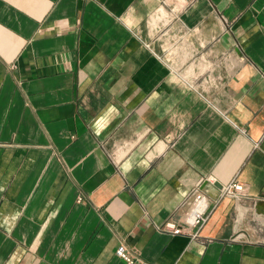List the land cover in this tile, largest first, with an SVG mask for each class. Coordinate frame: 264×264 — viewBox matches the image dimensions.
Here are the masks:
<instances>
[{
  "label": "crops",
  "instance_id": "1",
  "mask_svg": "<svg viewBox=\"0 0 264 264\" xmlns=\"http://www.w3.org/2000/svg\"><path fill=\"white\" fill-rule=\"evenodd\" d=\"M257 201L264 0H0V264H264Z\"/></svg>",
  "mask_w": 264,
  "mask_h": 264
},
{
  "label": "built area",
  "instance_id": "2",
  "mask_svg": "<svg viewBox=\"0 0 264 264\" xmlns=\"http://www.w3.org/2000/svg\"><path fill=\"white\" fill-rule=\"evenodd\" d=\"M202 181L198 183L192 192L185 199L187 204V211L185 212L182 220L175 224L167 221L162 228H166L173 234H185L191 238H197L200 230L205 226L208 221L215 202L212 204L210 198L201 188ZM244 183L240 179H234L232 182L224 185L221 189V198L224 196H232L235 199H243L244 194ZM117 254L121 256L127 264H139L140 262L132 256L128 251L127 247L121 245L117 249Z\"/></svg>",
  "mask_w": 264,
  "mask_h": 264
},
{
  "label": "water",
  "instance_id": "3",
  "mask_svg": "<svg viewBox=\"0 0 264 264\" xmlns=\"http://www.w3.org/2000/svg\"><path fill=\"white\" fill-rule=\"evenodd\" d=\"M255 207L256 209L260 212V213H263L264 214V201H257L255 203Z\"/></svg>",
  "mask_w": 264,
  "mask_h": 264
},
{
  "label": "rangeland",
  "instance_id": "4",
  "mask_svg": "<svg viewBox=\"0 0 264 264\" xmlns=\"http://www.w3.org/2000/svg\"><path fill=\"white\" fill-rule=\"evenodd\" d=\"M262 217V216H261ZM262 221L257 220V224H259V226L262 228V232H264V224L261 223Z\"/></svg>",
  "mask_w": 264,
  "mask_h": 264
}]
</instances>
